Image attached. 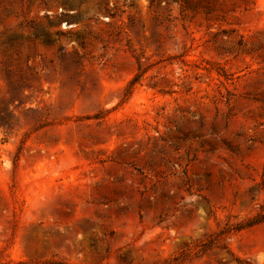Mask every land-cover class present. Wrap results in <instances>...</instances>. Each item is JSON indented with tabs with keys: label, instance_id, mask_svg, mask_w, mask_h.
Listing matches in <instances>:
<instances>
[{
	"label": "rangeland",
	"instance_id": "374dc122",
	"mask_svg": "<svg viewBox=\"0 0 264 264\" xmlns=\"http://www.w3.org/2000/svg\"><path fill=\"white\" fill-rule=\"evenodd\" d=\"M0 264H264V0H0Z\"/></svg>",
	"mask_w": 264,
	"mask_h": 264
}]
</instances>
